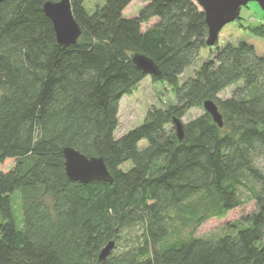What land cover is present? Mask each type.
Returning <instances> with one entry per match:
<instances>
[{
	"label": "trees",
	"instance_id": "trees-1",
	"mask_svg": "<svg viewBox=\"0 0 264 264\" xmlns=\"http://www.w3.org/2000/svg\"><path fill=\"white\" fill-rule=\"evenodd\" d=\"M48 1L60 0L0 3V264H264V54L245 41L207 47L194 0H143L131 19L133 0H103L92 13L70 0L82 35L62 47L41 9ZM246 28L264 39V23ZM201 49L209 57L181 82ZM133 53L158 65L152 80L175 102L117 138L119 102L148 77ZM206 100L223 127L204 112L179 141L172 120ZM70 147L102 158L112 183L70 182ZM250 202L228 233L195 236Z\"/></svg>",
	"mask_w": 264,
	"mask_h": 264
},
{
	"label": "rangeland",
	"instance_id": "rangeland-1",
	"mask_svg": "<svg viewBox=\"0 0 264 264\" xmlns=\"http://www.w3.org/2000/svg\"><path fill=\"white\" fill-rule=\"evenodd\" d=\"M104 3L103 0H86L85 9L89 12L95 11L97 6H101ZM146 3L143 0H133L130 5L123 12V16L127 19L136 17L139 11ZM239 20H235L230 24L225 25L218 34V46L225 44L236 45L239 42L245 41L255 48L258 55L264 54V39L252 36L247 26H254L256 24L264 23V12L260 9L257 3H249L248 5L240 9ZM152 22L142 25L141 30L150 26ZM209 49H201L199 57L192 67L184 71V74L180 77V81L192 77L194 70H197L200 65L209 57ZM180 82V83H181ZM234 87L225 89L222 94L219 95L221 100L232 96ZM171 89L163 85L160 81L154 82L150 76L140 82L134 91L130 95H124L118 105V127L115 130V136L117 138L125 135V133L136 128L147 121V115L153 108H168V105L175 102L174 95L171 93ZM204 113L202 109H191L182 119V123L185 124L191 119L200 117ZM142 148L146 145L143 141L139 144ZM261 166H264L263 160L260 162ZM130 168L129 164L122 167L124 171ZM18 192L12 196L13 214L14 219L17 217L16 201ZM254 203L250 202L244 204L235 210L229 211L222 219H210L203 224L196 231L195 236L198 237H219L228 233L227 226L229 224H236L243 216L249 215L254 210ZM17 223V222H16Z\"/></svg>",
	"mask_w": 264,
	"mask_h": 264
},
{
	"label": "water",
	"instance_id": "water-1",
	"mask_svg": "<svg viewBox=\"0 0 264 264\" xmlns=\"http://www.w3.org/2000/svg\"><path fill=\"white\" fill-rule=\"evenodd\" d=\"M4 0H0V3ZM200 6L203 16H205V24L208 28L207 47L213 46L218 40L220 30L227 24L237 20L240 16V9L249 3H257L264 12V0H194ZM42 12L52 23L53 31L56 36L58 45L74 46L81 37V29L79 24L73 19L70 8V0H60L57 2H45L42 5ZM131 63L134 64L143 74H147L154 80L160 79L162 74L159 67L147 55L141 53H133L130 56ZM204 112L212 118V121L222 128L223 119L218 111L217 104L214 101L206 100L202 103ZM176 137L182 140L184 130L181 119L174 118L172 120ZM64 157V167L66 178L71 182L81 185L89 184L94 181L111 184L113 179L110 176L107 166L102 158H89L80 154L74 148H65L62 151ZM114 243L108 242L98 254V259L103 261L108 257V253L113 248Z\"/></svg>",
	"mask_w": 264,
	"mask_h": 264
}]
</instances>
